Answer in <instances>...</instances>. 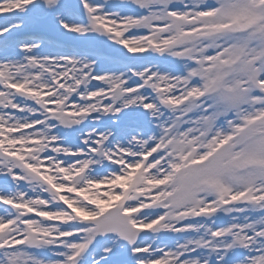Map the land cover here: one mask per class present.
Instances as JSON below:
<instances>
[{
  "label": "snow or ice",
  "instance_id": "snow-or-ice-1",
  "mask_svg": "<svg viewBox=\"0 0 264 264\" xmlns=\"http://www.w3.org/2000/svg\"><path fill=\"white\" fill-rule=\"evenodd\" d=\"M0 264H264V0H0Z\"/></svg>",
  "mask_w": 264,
  "mask_h": 264
},
{
  "label": "rangeland",
  "instance_id": "rangeland-1",
  "mask_svg": "<svg viewBox=\"0 0 264 264\" xmlns=\"http://www.w3.org/2000/svg\"><path fill=\"white\" fill-rule=\"evenodd\" d=\"M0 15H8L7 13H4V14H0Z\"/></svg>",
  "mask_w": 264,
  "mask_h": 264
}]
</instances>
